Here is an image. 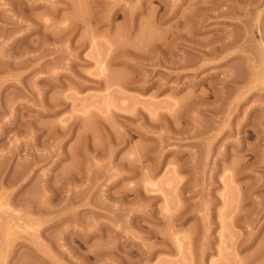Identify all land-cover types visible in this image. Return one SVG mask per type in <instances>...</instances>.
<instances>
[{
    "label": "rangeland",
    "instance_id": "374dc122",
    "mask_svg": "<svg viewBox=\"0 0 264 264\" xmlns=\"http://www.w3.org/2000/svg\"><path fill=\"white\" fill-rule=\"evenodd\" d=\"M0 264H264V0H0Z\"/></svg>",
    "mask_w": 264,
    "mask_h": 264
}]
</instances>
